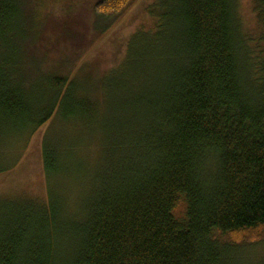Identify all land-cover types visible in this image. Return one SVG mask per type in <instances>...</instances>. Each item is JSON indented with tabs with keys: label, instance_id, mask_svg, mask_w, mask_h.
Listing matches in <instances>:
<instances>
[{
	"label": "trees",
	"instance_id": "1",
	"mask_svg": "<svg viewBox=\"0 0 264 264\" xmlns=\"http://www.w3.org/2000/svg\"><path fill=\"white\" fill-rule=\"evenodd\" d=\"M35 1L0 0V174L61 112L94 128L100 167L82 221L53 190L48 205H2L0 264H226L230 245L264 241V0L250 1L251 29L240 0H153L83 96L64 59L40 72L26 60L49 0ZM136 1L91 12L114 21ZM62 155L45 142L50 181Z\"/></svg>",
	"mask_w": 264,
	"mask_h": 264
},
{
	"label": "rangeland",
	"instance_id": "2",
	"mask_svg": "<svg viewBox=\"0 0 264 264\" xmlns=\"http://www.w3.org/2000/svg\"><path fill=\"white\" fill-rule=\"evenodd\" d=\"M30 1L36 8V1ZM96 1L45 2L37 8L38 27L30 34L26 46H23L26 60L37 62V72L42 71L46 62L54 61L57 64L62 59L67 61L66 64L73 71L71 79L75 82L77 96L85 94L98 74L101 76L118 67L128 40L147 19L145 8L153 0H137L114 21L92 14V5ZM250 1L240 0V14L245 29L254 26ZM29 5L28 1L27 9ZM68 120L61 112L40 128L25 148H21L22 143L19 144L9 158L10 163H15L12 169L0 174V207L10 201L31 199L48 205L50 191L53 190L62 202H67L73 221L83 220L93 191L95 174L100 167L99 143L88 145L91 137L97 141V135H91L94 128L91 130L90 124L74 127ZM46 141L63 152V172L57 173L52 181L47 177L44 165L43 149ZM95 152L94 161L90 156ZM217 238L220 243L230 245L221 235ZM69 243L72 244L64 240L62 255ZM230 246L232 249L226 254V264H264V241Z\"/></svg>",
	"mask_w": 264,
	"mask_h": 264
}]
</instances>
